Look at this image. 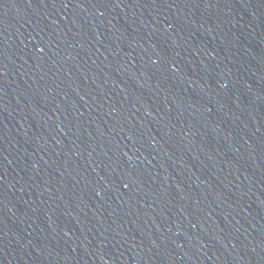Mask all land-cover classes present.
<instances>
[{
    "label": "water",
    "instance_id": "1",
    "mask_svg": "<svg viewBox=\"0 0 264 264\" xmlns=\"http://www.w3.org/2000/svg\"><path fill=\"white\" fill-rule=\"evenodd\" d=\"M0 264H264V0H0Z\"/></svg>",
    "mask_w": 264,
    "mask_h": 264
}]
</instances>
